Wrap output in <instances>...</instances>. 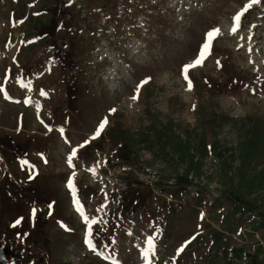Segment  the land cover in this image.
Returning <instances> with one entry per match:
<instances>
[{
  "label": "rangeland",
  "instance_id": "rangeland-1",
  "mask_svg": "<svg viewBox=\"0 0 264 264\" xmlns=\"http://www.w3.org/2000/svg\"><path fill=\"white\" fill-rule=\"evenodd\" d=\"M0 76V264H264V0H0Z\"/></svg>",
  "mask_w": 264,
  "mask_h": 264
},
{
  "label": "snow or ice",
  "instance_id": "snow-or-ice-1",
  "mask_svg": "<svg viewBox=\"0 0 264 264\" xmlns=\"http://www.w3.org/2000/svg\"><path fill=\"white\" fill-rule=\"evenodd\" d=\"M252 2L255 3L256 0H252ZM250 6H251V5L246 6L245 9H244V11H246V10H247V7H250ZM241 15H243V12L238 13V14L236 15V17H234V21H237V22H238L239 19H240V16H241ZM219 31H220L219 29H213V30L209 31L208 33H206V35H205V41H204V43H203V44L201 45V47H200V51H199V54H198L197 58H196L192 63L185 65V66L183 67V69H182V73H183V75H184L185 80H188V75H187V73H188V69H189V68H192V67H196V66L202 64L203 61H204V59L206 58V56H207L208 54H210L211 42H212V40H213V39L219 34ZM232 31H233V32L236 31V26H235V24H234V26H233V28H232ZM217 63L219 64V62H217ZM146 82H147V81H143V82H141V83L143 84V83H146ZM139 87H140V86L137 87V91L139 90ZM190 88H191V82L189 81V89H190ZM0 91H3V89H0ZM132 98H133V99H136L135 96H133ZM112 111H115V110L113 109ZM107 123H108L107 118L103 119V120L99 123V125H98V127H97V129H96V132H95L94 136L92 137V139H95L97 136L100 135L101 131L104 129V127H105V125H106ZM85 143H87V141H85ZM82 146H83V145H81V147H82ZM75 156H76V149H73L72 152L70 153V155L68 156V164H69V167H72V166H73V165H72V159H73ZM73 175H74V173H73ZM68 187L74 192V188H73L72 178H71V177L69 178V181H68ZM75 203H76V205H77V210L79 211V210H80V208H79V202L76 201ZM201 218H203V214H201ZM85 219H87V218L85 217ZM18 222H19V221H17V223H18ZM92 223H95V221L93 220ZM89 235H90V234H89ZM85 243L89 246V248H92L91 240L87 238V235H86ZM148 244H149V250H150L151 247H152V239H151V238L149 239ZM93 250H94V249H93ZM182 250H183V249L181 248V249L178 250V251H182ZM144 259H145V264H147V250H146V252H145V254H144Z\"/></svg>",
  "mask_w": 264,
  "mask_h": 264
},
{
  "label": "bare ground",
  "instance_id": "bare-ground-1",
  "mask_svg": "<svg viewBox=\"0 0 264 264\" xmlns=\"http://www.w3.org/2000/svg\"><path fill=\"white\" fill-rule=\"evenodd\" d=\"M105 49H106V48H105ZM105 53H106V52H105ZM107 53H108V51H107ZM107 53H106V54H107ZM115 54H116V53H115ZM111 57H112V56H111ZM108 58H109V57H108ZM111 59H112V58H111ZM111 59H110V60H111ZM114 59H115V58H114ZM116 60H117V59H116ZM102 61H103V60H102ZM119 61H120V60H119ZM114 62H115V61H114ZM124 62H125V61H124ZM105 63H106V61H105ZM119 63H120V62H119ZM101 65H102V64H99V66H101ZM112 68H113V67H112ZM123 68H124V67H123ZM127 68L129 69V67H127ZM120 69H122V68H120ZM123 71H126V70L124 69ZM132 73H133V72H132ZM130 74H131V73H130ZM110 75H111V74H110ZM112 75H114V77H115V73H113ZM104 76H106V75H104ZM107 77H109V75H107ZM124 78H125V77H124ZM105 79H107V78H105ZM105 79H104V80H105ZM118 79H120V78H118ZM121 79H122V78H121ZM128 80H129V79H128ZM116 83H117V82H116ZM116 83H115V84H116ZM115 84H114V85H115ZM140 84H141V83H140ZM112 85H113V84H112ZM141 85H143V84H141ZM145 85H146V84H145ZM113 88H114V87H113ZM26 103H27L28 106H29V105L31 106V104H30V100H29V99H28V101H27ZM72 192H73V191H72ZM74 194H76V190H74ZM73 205H74V207H75V206H76V203L73 202Z\"/></svg>",
  "mask_w": 264,
  "mask_h": 264
},
{
  "label": "flooded vegetation",
  "instance_id": "flooded-vegetation-1",
  "mask_svg": "<svg viewBox=\"0 0 264 264\" xmlns=\"http://www.w3.org/2000/svg\"><path fill=\"white\" fill-rule=\"evenodd\" d=\"M9 75H10V72H9ZM17 80H18V79H17ZM27 99H28V97H27ZM27 101H28V100H26V102H27ZM32 103H33L34 105L36 104L35 102H30L31 105H33Z\"/></svg>",
  "mask_w": 264,
  "mask_h": 264
}]
</instances>
